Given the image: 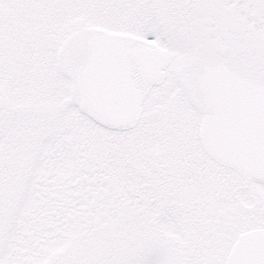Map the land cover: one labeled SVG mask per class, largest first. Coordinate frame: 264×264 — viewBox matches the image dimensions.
<instances>
[{"label": "snow or ice", "instance_id": "6c2138e0", "mask_svg": "<svg viewBox=\"0 0 264 264\" xmlns=\"http://www.w3.org/2000/svg\"><path fill=\"white\" fill-rule=\"evenodd\" d=\"M0 264H264V0H0Z\"/></svg>", "mask_w": 264, "mask_h": 264}]
</instances>
